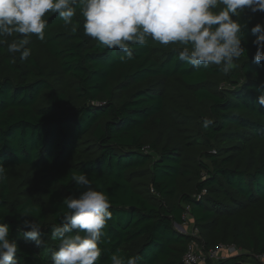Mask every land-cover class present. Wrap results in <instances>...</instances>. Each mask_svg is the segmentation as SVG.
Returning <instances> with one entry per match:
<instances>
[{
    "label": "trees",
    "instance_id": "16d2710c",
    "mask_svg": "<svg viewBox=\"0 0 264 264\" xmlns=\"http://www.w3.org/2000/svg\"><path fill=\"white\" fill-rule=\"evenodd\" d=\"M44 19L45 41L31 35L25 61L8 51L20 34L0 37V219L17 242L18 264H52L51 225L61 219L62 199L82 191L71 180L81 172L111 201L97 264H111L117 250L139 256L138 264H185L194 242L208 252L242 250L204 264H257L264 62H253L251 27L264 25V13L241 14L248 57L227 75L217 66L193 68L178 59L182 45L151 39L121 60L122 52L84 35L79 8L76 33L58 14ZM205 116L214 119L208 128ZM32 218L42 227L40 248L22 236L23 220ZM188 221L196 236L176 229Z\"/></svg>",
    "mask_w": 264,
    "mask_h": 264
},
{
    "label": "clouds",
    "instance_id": "9594fccd",
    "mask_svg": "<svg viewBox=\"0 0 264 264\" xmlns=\"http://www.w3.org/2000/svg\"><path fill=\"white\" fill-rule=\"evenodd\" d=\"M77 8L83 17L84 35L106 49L122 52L121 60L133 59L134 46H146L151 39L161 45H182L176 49L178 59L193 68L217 66L227 75L247 56L242 40L248 24L240 23L239 18L245 10L264 13V0H0V37L20 34L21 39L8 44V51L19 53L25 61L31 55L27 47L30 36L45 41V15L58 14L64 26L76 33L73 17ZM251 33L256 48L252 59L260 64L264 62V25L256 23ZM256 102L264 107V92ZM213 123V118L205 116L201 126L208 128ZM5 179V166L0 163V182ZM71 180L82 191L62 199L61 219L51 225V238L58 241L52 264H97L103 230L112 218L111 201L92 186L86 173H73ZM30 215L28 209L22 214ZM3 221L0 219V264H18L17 242L10 239V226ZM20 227L27 229L22 232L25 240L33 241L37 248L45 245L37 220L24 219ZM109 259L111 264H138L140 257H124L117 250Z\"/></svg>",
    "mask_w": 264,
    "mask_h": 264
},
{
    "label": "built area",
    "instance_id": "2783aa9c",
    "mask_svg": "<svg viewBox=\"0 0 264 264\" xmlns=\"http://www.w3.org/2000/svg\"><path fill=\"white\" fill-rule=\"evenodd\" d=\"M188 218V215L186 216ZM242 250L238 249L236 246H226L221 245L216 249L205 251L203 248L198 249L196 242L190 244L185 256V264H204L208 260L218 261L221 259H226L231 256L241 254ZM260 264H264V255H259L255 257Z\"/></svg>",
    "mask_w": 264,
    "mask_h": 264
},
{
    "label": "rangeland",
    "instance_id": "374dc122",
    "mask_svg": "<svg viewBox=\"0 0 264 264\" xmlns=\"http://www.w3.org/2000/svg\"><path fill=\"white\" fill-rule=\"evenodd\" d=\"M176 229L178 230V231H180L181 233H183V234H190V235H195L196 236V232L194 231V227H193V225H192V223H191V221L189 222H186L184 225H182L181 227H177L176 226ZM197 243V245H198V249H202V245H201V243L200 242H196ZM249 264H256V263H252V262H250ZM257 264H259L258 263V261H257Z\"/></svg>",
    "mask_w": 264,
    "mask_h": 264
},
{
    "label": "water",
    "instance_id": "95a60500",
    "mask_svg": "<svg viewBox=\"0 0 264 264\" xmlns=\"http://www.w3.org/2000/svg\"><path fill=\"white\" fill-rule=\"evenodd\" d=\"M175 226H177V227H181L180 225H178V224H176Z\"/></svg>",
    "mask_w": 264,
    "mask_h": 264
}]
</instances>
